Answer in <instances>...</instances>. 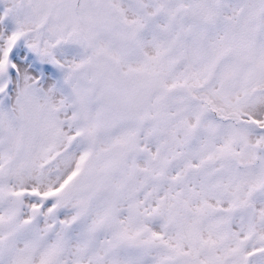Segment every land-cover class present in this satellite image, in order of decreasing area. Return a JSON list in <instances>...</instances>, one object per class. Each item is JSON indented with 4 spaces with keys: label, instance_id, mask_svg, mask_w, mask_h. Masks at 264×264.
<instances>
[{
    "label": "snow or ice",
    "instance_id": "6c2138e0",
    "mask_svg": "<svg viewBox=\"0 0 264 264\" xmlns=\"http://www.w3.org/2000/svg\"><path fill=\"white\" fill-rule=\"evenodd\" d=\"M0 264H264V0H0Z\"/></svg>",
    "mask_w": 264,
    "mask_h": 264
}]
</instances>
